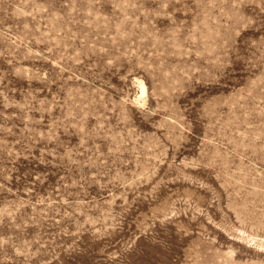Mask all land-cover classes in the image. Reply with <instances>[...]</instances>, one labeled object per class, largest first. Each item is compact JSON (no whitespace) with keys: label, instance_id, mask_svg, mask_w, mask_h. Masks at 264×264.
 <instances>
[{"label":"rangeland","instance_id":"obj_1","mask_svg":"<svg viewBox=\"0 0 264 264\" xmlns=\"http://www.w3.org/2000/svg\"><path fill=\"white\" fill-rule=\"evenodd\" d=\"M0 264H264V0H0Z\"/></svg>","mask_w":264,"mask_h":264},{"label":"bare ground","instance_id":"obj_2","mask_svg":"<svg viewBox=\"0 0 264 264\" xmlns=\"http://www.w3.org/2000/svg\"><path fill=\"white\" fill-rule=\"evenodd\" d=\"M138 84H139V88H140V96H139V98H140L145 92V86L143 85L144 83H142V82H139Z\"/></svg>","mask_w":264,"mask_h":264}]
</instances>
